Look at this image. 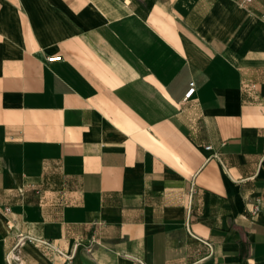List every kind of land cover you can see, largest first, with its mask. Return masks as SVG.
Instances as JSON below:
<instances>
[{"label":"crops","instance_id":"obj_1","mask_svg":"<svg viewBox=\"0 0 264 264\" xmlns=\"http://www.w3.org/2000/svg\"><path fill=\"white\" fill-rule=\"evenodd\" d=\"M262 12L0 0V264H264Z\"/></svg>","mask_w":264,"mask_h":264},{"label":"built area","instance_id":"obj_2","mask_svg":"<svg viewBox=\"0 0 264 264\" xmlns=\"http://www.w3.org/2000/svg\"><path fill=\"white\" fill-rule=\"evenodd\" d=\"M245 1H249V0H245ZM260 17H261L262 21L264 22V12H262ZM58 60H59V56L45 57V61L46 62H54V61H58ZM193 89H194L193 82H189L188 87H187L186 91L183 94V97L187 98L193 92ZM19 239L20 238H18V240Z\"/></svg>","mask_w":264,"mask_h":264}]
</instances>
